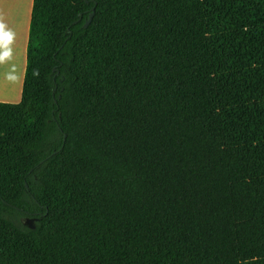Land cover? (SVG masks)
Wrapping results in <instances>:
<instances>
[{"label":"trees","instance_id":"trees-1","mask_svg":"<svg viewBox=\"0 0 264 264\" xmlns=\"http://www.w3.org/2000/svg\"><path fill=\"white\" fill-rule=\"evenodd\" d=\"M0 264H264V0H34Z\"/></svg>","mask_w":264,"mask_h":264},{"label":"crops","instance_id":"crops-1","mask_svg":"<svg viewBox=\"0 0 264 264\" xmlns=\"http://www.w3.org/2000/svg\"><path fill=\"white\" fill-rule=\"evenodd\" d=\"M33 1L0 0V103L22 100Z\"/></svg>","mask_w":264,"mask_h":264},{"label":"water","instance_id":"water-1","mask_svg":"<svg viewBox=\"0 0 264 264\" xmlns=\"http://www.w3.org/2000/svg\"><path fill=\"white\" fill-rule=\"evenodd\" d=\"M94 14H95V11H94V9H93V13L91 14L89 20L87 21V23H86V25H85L86 27H87V26L90 24V22L92 21Z\"/></svg>","mask_w":264,"mask_h":264},{"label":"flooded vegetation","instance_id":"flooded-vegetation-1","mask_svg":"<svg viewBox=\"0 0 264 264\" xmlns=\"http://www.w3.org/2000/svg\"><path fill=\"white\" fill-rule=\"evenodd\" d=\"M28 223L32 224V221H29Z\"/></svg>","mask_w":264,"mask_h":264},{"label":"clouds","instance_id":"clouds-1","mask_svg":"<svg viewBox=\"0 0 264 264\" xmlns=\"http://www.w3.org/2000/svg\"><path fill=\"white\" fill-rule=\"evenodd\" d=\"M7 39V38H6Z\"/></svg>","mask_w":264,"mask_h":264}]
</instances>
